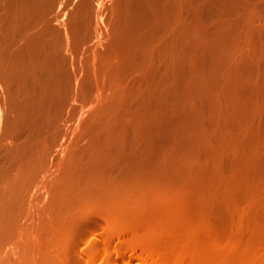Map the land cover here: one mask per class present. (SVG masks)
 <instances>
[{
	"label": "rangeland",
	"instance_id": "rangeland-1",
	"mask_svg": "<svg viewBox=\"0 0 264 264\" xmlns=\"http://www.w3.org/2000/svg\"><path fill=\"white\" fill-rule=\"evenodd\" d=\"M97 1L104 3L103 11H98ZM92 2L94 10L91 8L90 14L95 9L98 11L88 15L92 16L90 19L94 22L88 19V23L91 22L89 27L94 28L92 31L89 28V32L93 33L88 32L87 38L80 37L81 41L76 43L78 48L74 49L77 55H74L77 57H74V64L77 68L82 63V67L77 68V74L81 76L79 80H72L76 87H71L75 91L80 90L75 92L70 88L72 93L62 106L64 113L60 110L57 116L59 132L56 130L57 138H53L56 141L52 144L53 139H50L51 152L46 150L47 159L51 162L48 163L51 164L50 169L59 180H56V192L51 194L57 206L54 202L48 206V194L43 187L49 177L45 176V169L49 165L43 164L46 167L39 171L44 170L45 174L42 172L43 177L39 173V178L37 176L40 188H33L36 193L42 190L32 205L34 211L40 207L34 212V216L38 214L37 221L40 222L43 210L48 211L41 214L42 218L48 219L47 222L58 211L61 214L55 216L59 221L72 212V207L76 205L72 202V206L70 202L75 196L72 197L69 191H76L73 186L77 182H88L83 183L84 190L90 188L89 193L85 190L86 194L83 190L87 197L98 182L116 174L107 175L115 171L113 168L116 164L112 163L110 157L115 151L113 155L116 160L124 155L146 157L148 163H143V158L141 164L148 165H145V170L152 167L154 174L150 170V173H146L144 165H140L146 176L141 168L134 170L140 172L143 179H140L142 185L139 184L135 198L138 211L134 210L132 214L146 218L139 223L140 226L159 228L155 236L162 235L169 244L180 246L182 264H236L237 260H242L241 264H264V245L256 255L255 250L251 252L247 248L249 243L258 240L264 230V0H231L230 3L215 4L212 10L207 2L204 4L205 18L182 17L176 23L166 20V31L160 36H153L156 33L153 34L155 31L150 27L154 23L150 27L149 24L147 30H151V35L150 32L146 34L147 38H142L144 32L140 34L143 28L131 35L126 33L129 23L118 16L124 12L123 8H118V0ZM60 3L61 0H56L51 14L56 28L63 31V23H70L78 1ZM119 9L121 13L117 14ZM99 13L111 26V34L107 33L98 17ZM95 25L102 28L101 36L94 31ZM107 35L111 41H107ZM100 38H103L102 41ZM93 58L99 71L98 85L93 81L84 83L82 77L92 71ZM123 69L128 70L126 75L120 72ZM82 90L86 92L85 96ZM63 115H66L65 120ZM9 138L0 142L1 149L10 141ZM107 151L106 158L104 152ZM105 161L109 168L113 164L107 173L102 169H107ZM65 169L70 171L69 174L67 170L64 172ZM91 172H96L95 177ZM147 174L157 176L154 179L157 182L152 181L153 186L148 184L149 180H145L149 177ZM80 175L83 178L80 179ZM76 177L79 179L76 180ZM61 180H64V186H61ZM65 193L64 204L60 201ZM80 203L85 202L82 200ZM64 207L67 208L63 214L61 211ZM5 212L7 210L4 214L0 212V221ZM23 215L12 230L5 224L6 229L1 221L6 236L1 232L4 236H0V264H47L46 260L56 253L53 246L78 240V249L76 246L71 248L84 250L88 247L90 234L102 231L105 225L103 218L96 219V216L90 215V219L66 232L68 237L64 235L62 238L70 240L64 242L61 238L55 240L57 236L54 237L52 224L49 231V223L46 224L42 218L44 223L40 222L39 225L36 216L27 217L26 220ZM92 218L93 223L89 222ZM29 222L31 226H26L30 225ZM22 223L26 225L23 227ZM33 231L35 237L38 235L39 242L31 237ZM47 232H52L53 236ZM48 245L50 249L53 248L52 254ZM73 249H66L67 256H73H70L72 262L66 259V264H86L84 258L80 257L81 251L71 253ZM248 254L250 258L244 262L243 258Z\"/></svg>",
	"mask_w": 264,
	"mask_h": 264
},
{
	"label": "bare ground",
	"instance_id": "bare-ground-1",
	"mask_svg": "<svg viewBox=\"0 0 264 264\" xmlns=\"http://www.w3.org/2000/svg\"><path fill=\"white\" fill-rule=\"evenodd\" d=\"M77 1H78L77 5L75 6V8L73 7L76 10L74 16H72L71 20L69 19L70 23L64 22L63 23L64 25L62 24L64 29L63 31H61L60 28L58 29L56 28L53 22V16L51 14L53 4L56 2V0H0V142L2 143L3 140L12 137L9 138L10 141H8V143L5 142L6 144L2 149L0 148V206L3 214L4 211L7 210V213L5 212L6 215L3 216V220L1 219V221L3 222V226H5L6 229H7L6 226L8 225L9 230H12L11 229L12 226H14V224H16L22 218L23 214H25V216L23 215V217L24 218L26 217L27 220V217L31 218V216H34V212L36 213V210L40 209V207H38L35 211L32 210L34 209V207L32 208V205L34 204L33 202L35 198H38L37 195L40 193V191H42L38 189L39 193H36L35 190H34L35 192L33 191V188L38 186H39L38 188H40V184L38 185V180H37L39 178L38 173L41 177L42 176L41 173L44 170H41L40 173L39 169H44L46 167V165L43 164L49 165L48 163H51L50 161H48L50 159L49 158L47 159L46 150L47 151L49 150L51 152V150L49 149V145H50L49 143L51 141L50 139H53L58 135L56 132V130L59 129L58 123L56 121L57 116L59 115L60 112L64 113L62 106L64 102L67 103L69 99V95L70 93H72V90L75 91V89H72V87L75 86L74 83L72 82L74 81V79L78 81L79 78L81 77V76L79 77L80 75L79 73H78L79 75L77 74V68L82 67L81 66L82 63L81 64L79 63L80 66L76 68L74 64V59L75 58L77 59V57L74 56L76 55L74 54V49L75 47H77L76 43L81 41L80 40L81 38L84 37L87 38L88 36L87 34L91 29V27H89L91 22L89 21L88 23V19L90 18L92 19V16L88 17V15H92L95 11L100 12V10H102L104 7L103 2L97 1L99 5L98 11L95 9V11H93V13L90 14L92 9L94 10V8H92L94 6L92 4L93 0H77ZM230 1L228 2V0H118L117 2V5H119L118 8H123L122 10L124 12L121 13V9H119L120 12H118L117 14L121 13V16L120 15L118 16L121 17V19L128 20L127 22L129 23V28L126 31L128 35L137 33L136 31L138 29L140 31V28H143V30L145 28V31L142 30L140 34H143L144 32V36L142 38H147L145 37L146 34L150 32L149 35H151V30L149 29L147 30V28H149L153 23L154 24L152 25V27H150L155 31V32L152 31L153 34L156 33L153 36H156L157 34H158L157 36H160L163 34V32L166 31L168 20H170L169 22H171L172 20L173 22H175L182 17H190L192 19L201 20L205 18V16H207V13L204 11V7H205L204 4H206L207 2H209V5L211 7L210 9L212 10L215 4L217 3L225 4L227 2L230 3ZM65 2H67V0H61L60 4L63 5ZM138 3L140 4L138 5ZM134 5L135 6L137 5V7L135 8ZM200 8L202 9L200 10ZM115 10L116 9H114V11ZM69 14L71 13L69 12ZM95 15H97V13H95ZM98 17L99 19L101 18L107 33L111 34V30H112L110 28L111 26L106 23L104 19V15L99 13ZM55 19H61V18H55ZM65 19L67 18L65 17ZM91 21L93 22V20ZM58 22L60 23V21ZM99 23L101 24V21ZM171 23L169 25H171ZM173 28L171 27V29ZM92 29L90 31H92ZM101 29L102 28H99V25L97 26L95 25L94 31L97 32L98 36H101V34L103 33V30ZM168 30L169 29H167V31ZM92 33L93 32H89V34ZM126 33L122 32V34L124 35ZM102 39L100 41H102ZM109 39L110 38L108 36L107 41ZM140 42H142V40H140ZM105 50H103L104 54L106 52ZM107 53L109 52L107 51ZM69 59H71L70 62ZM78 62L79 60L77 61V63ZM117 62L119 64V61ZM125 64H126L125 66H127V63ZM120 67L127 69L122 65L119 66V68ZM86 69L87 67L85 68V71ZM124 69L120 70V72L122 71V75L127 74L126 72L128 70L125 71ZM82 77H84V83H87V81L88 83L93 81L95 82V84L97 85L99 84L98 83L99 71H98V67H96L95 60L93 63L92 71L83 74ZM120 81L121 82L123 81L122 77ZM70 90L71 92H69ZM78 90L80 89L78 88L77 91L75 92H78ZM84 90H82V93H84L83 92ZM85 93L82 95L85 96ZM129 114H132V112H130ZM145 115L147 116V114ZM65 118L66 115L64 116V120ZM59 120L62 121V118H60ZM134 122H136V120ZM141 124L143 125L142 122ZM132 125H134L133 122ZM133 128H135V126ZM13 138H15L16 141ZM11 139H13L15 142L13 140L11 141ZM54 140L56 141V139H53L51 141L52 144L55 143L53 142ZM50 152L48 154H51ZM114 152L110 154V157L113 160L112 163L116 164V167L113 168V170L115 171L111 172L110 174L106 172L109 169H112L113 167L112 163L110 164L112 165L110 168H109V164L108 166H106L108 163L106 161L108 159L107 160L105 159L106 161L104 163L105 169L106 167L107 169L106 170H104V168L102 169L104 173L105 172L107 173V175H112L114 172L116 174H113L112 176L104 179L102 182H98V184L95 187H93V189H91L92 194L90 195L87 194V197L86 195H84L87 193L85 192V190L87 189L89 193L90 188L89 190L88 188H85L84 190V184L85 183L87 184L88 182L85 181L83 182L84 184L81 183L82 181L79 180H78L79 182H77L75 181V177H74V181L77 183L75 184L76 186L75 185L72 186L73 188L76 187L75 188L76 191H74V193H72L73 191H69V193H71L70 194L71 196L73 195L72 197L75 196V199L73 198L71 202L68 201L71 204L72 202H74L76 205V207H72L71 210L72 212H70L69 214L67 213L68 215L66 216H63L64 218H62L63 219L62 221L57 220L55 216L57 214H61L60 211H58L59 213L58 212L56 214L54 213L52 216L47 214L48 216H50L49 219L50 221L47 222L48 219H46L47 220L46 221L44 218H42L43 215H41L43 212L45 213L46 211L43 210V212L41 213L42 210H40L39 214L41 213L40 214L41 218L44 220L45 223L46 222L49 223L48 224L49 227L50 224H52V227H54L53 230L54 237L57 236L55 237V240L56 238L57 240H59V238L63 239L62 237L64 235H66L65 237L67 238L68 237L67 233L69 229L71 227L76 228V226H78L85 219H90V215H94V218L96 216V219H98L97 217L99 218L101 217L104 219L105 225L103 226L102 231L92 232L90 234L91 239L87 242L88 247L84 250L83 249L80 250L81 252L77 250L78 253L80 252V257L84 258L86 264H182L183 258L179 254L182 248L180 246H177V244L175 245L169 244L162 235L160 237L155 236L156 233L159 231V228L157 229L154 226H150L147 228L140 226L139 223H141V221L142 222L145 221L146 218L144 217L138 218V216H134L132 214V211L134 210L138 211L137 210L138 206L135 198L138 195L137 191L139 190V186H140L139 184L142 185L140 179L143 177L146 171L148 172L150 170L151 173L153 172L151 170L152 169L151 166H150L151 168L149 167V169L145 170L148 167L147 164H145L147 167L143 164L147 162V159L145 160L146 157L141 158L140 156H127L123 154L125 157L118 156L116 160L114 159V155H113ZM106 153L109 152L108 151L104 152L105 157L107 156ZM90 155L92 157V154ZM143 158L144 160H142ZM89 160L91 161V158ZM141 160L142 162L143 161L145 162L141 164ZM138 161L140 162L139 165H137ZM87 162H88L87 164H89V161ZM94 162L95 161H93V163ZM90 163L93 164L92 162ZM149 163L152 162L149 161ZM134 164L137 165L138 167L136 168L135 166L133 167ZM140 165H144L143 170L145 172L142 170L143 166ZM50 166L51 164L48 167L49 169ZM48 168L46 167L45 169L47 170L46 171L47 175L45 176L47 177L49 176V177L46 178L45 180L46 184L44 183L43 188L47 192L49 199L50 195L56 192L57 189L56 180H58V177L52 169L48 170ZM138 168H141V171L144 172V173L142 172L143 175L140 172H138L139 171ZM58 169H62V167L61 168L59 167ZM93 169L95 170V167ZM93 169L91 171H94ZM135 169H138L137 171L138 173L135 172L136 171ZM66 170L67 169H65L64 172ZM52 172L54 173L53 175L57 177V179L56 177L54 178V176H52ZM61 172L60 174H62ZM68 172L70 171L67 170V173ZM94 173H92L93 177H95L96 175ZM152 174H147V176H149L148 177L149 179L146 177L147 179L145 180H149L148 184L149 185L152 184L153 186V183L157 182L156 180H154L156 179L157 176L153 175L154 176L153 177ZM151 177L153 180L150 181ZM77 178L78 177H76V180ZM81 178L83 177H81L80 175V179ZM61 181H63L61 182V186H64L65 185L64 180ZM71 181L73 180L71 179ZM152 181L154 182L152 183ZM58 185L60 187L59 182ZM61 188L65 189L66 187H61ZM63 189L61 190L66 191ZM83 190H84V194H83ZM145 191L146 189L143 192ZM67 193H65L66 195H61L62 198L59 197L61 198L60 201L61 203L65 204L66 200L63 202L62 200L66 198ZM52 197L53 195H51V198ZM48 199H47L48 206H51L53 202L55 203L53 198L51 200ZM82 200L85 203H80L82 202ZM73 204L72 206H74ZM66 208L67 207H64L63 208L64 210H62L61 212L62 213L65 212ZM68 209L70 208L68 207ZM20 211L22 212L21 215L18 214V212L21 213ZM46 213H48V211ZM51 213L49 212V214ZM37 215H35L36 221L38 217ZM45 216L46 214H44V217ZM88 216L89 218H87ZM30 218H28V221H31ZM41 218H39V220L42 224L43 221H41L42 220ZM94 218H92L89 222L93 223L92 220ZM1 221H0V226H1ZM40 222H38L39 225ZM24 224L22 223L23 227ZM26 226H31V223L30 225H26ZM1 227H0V236L1 235L4 236L3 234H5L6 236V231L2 230L4 229V227L2 228ZM49 227L48 230L50 231L51 227L50 229ZM1 232H3V234ZM26 232H28V230H26ZM34 232L35 231H33V236H34ZM37 233L38 232H36V234ZM47 233H46L47 236L48 234L51 235V233L48 234ZM33 236H31L33 239L38 237V235L37 237L35 236L33 237ZM37 240L39 242L38 238L36 239V241ZM65 240L64 242H66ZM69 240L70 238L67 240V242ZM33 242L35 244L34 240ZM33 242L31 241V243ZM44 244L46 245L47 243L44 242ZM49 245H52V243ZM49 245L48 248L51 247ZM263 245H264V230L259 235L258 240L249 243L247 248L251 252L255 250L254 255H256L263 248ZM75 246L78 249V240H74L73 242L69 241L67 244L66 243L64 244L62 242L56 244L55 246H53L56 249V253L52 254L53 248L51 249L49 248L51 252L50 254H52V256H50L49 259L47 258L48 260L46 261L49 264H66L67 263L66 259L67 260L69 259L68 262L69 261L72 262L70 256L71 258L73 256L72 255L67 256L68 254L66 252V249L70 247V250H72L73 248H76ZM75 251L76 250L71 251V253ZM50 254L48 253V255ZM249 258L250 256L248 254L245 258H243L244 262H246V260H248ZM79 261H81V259ZM242 262H243L242 260L235 261L236 264H241Z\"/></svg>",
	"mask_w": 264,
	"mask_h": 264
}]
</instances>
